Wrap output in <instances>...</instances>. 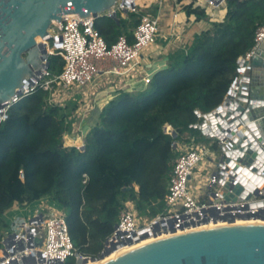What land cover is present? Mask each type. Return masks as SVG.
Wrapping results in <instances>:
<instances>
[{
	"label": "trees",
	"instance_id": "trees-1",
	"mask_svg": "<svg viewBox=\"0 0 264 264\" xmlns=\"http://www.w3.org/2000/svg\"><path fill=\"white\" fill-rule=\"evenodd\" d=\"M222 7L224 16L201 33L183 61L155 74L145 90L122 91L104 106L83 151L66 145L69 115L50 103L43 87L11 106L0 124V244L10 229L5 212L43 197L60 204L76 253L89 258H99L125 203H133L140 218L165 212L178 148L212 140L192 127L196 112L223 104L239 59L264 25V0H226ZM188 14L208 18L206 7ZM143 15H119L118 21L103 15L95 28L108 46L121 36L133 43ZM48 61L51 75H59L64 59L52 55ZM75 262L71 257L66 264Z\"/></svg>",
	"mask_w": 264,
	"mask_h": 264
},
{
	"label": "built area",
	"instance_id": "built-area-1",
	"mask_svg": "<svg viewBox=\"0 0 264 264\" xmlns=\"http://www.w3.org/2000/svg\"><path fill=\"white\" fill-rule=\"evenodd\" d=\"M205 1L208 8L216 9L222 7L226 0ZM138 2L139 0H118L104 15L113 19L119 15L126 17L130 13L140 11ZM95 20L92 17L81 18L77 13H69L63 14L61 21L52 23L50 28L52 31H49L50 39L44 42L49 57L59 55L64 59L62 72L52 76L49 70H42L33 87L25 89L11 104L0 107V124L6 120L11 106L38 86L48 91L51 104L64 108L60 91H66L71 87L93 86L99 80L100 74L133 75L144 60L143 53L165 39L160 32L159 18L144 14L134 30L133 43H129L125 36H121L115 44L108 46L95 28ZM263 40L264 25L255 33L254 47L239 59V75L234 81L236 85H243L244 75L250 70L248 65L245 67V72H241V63L252 60ZM151 79L148 76L144 81L149 84ZM196 114L198 118L192 127L214 140L218 146L228 147V143L216 136L215 131L212 130V136L204 133L205 126H212L219 118H207L209 113L200 111ZM75 146L83 151L85 140H81ZM178 150L180 155L174 160L165 212L154 219L140 218L134 204L125 203L120 210L119 221L97 259H100L105 249L111 248L112 245H120V247L111 255L122 248L131 247L145 240L207 225L224 224L221 218L226 216L235 217L238 214H255L260 211L259 207L245 210L246 203L243 198H239L237 203H224L223 194L230 172L225 162L219 163L221 151L213 150L210 144L196 143L194 140L180 146ZM215 152L218 158L213 156ZM205 162L211 168L208 174L203 175L206 185H202L201 189L194 186L192 190L191 181L197 177L194 171ZM263 189L264 184L259 189L261 196L264 195ZM136 190L138 191L137 186ZM217 200L221 201L218 203ZM261 201L264 202V198L255 197L250 203L257 205ZM237 222L242 221L237 220ZM146 234L148 238L142 240L141 237ZM78 255L64 214L51 207L40 210L30 220L24 217L15 219L0 244V264H25L26 260L32 262L30 264H33V261L35 264H66L71 257L77 260Z\"/></svg>",
	"mask_w": 264,
	"mask_h": 264
},
{
	"label": "water",
	"instance_id": "water-1",
	"mask_svg": "<svg viewBox=\"0 0 264 264\" xmlns=\"http://www.w3.org/2000/svg\"><path fill=\"white\" fill-rule=\"evenodd\" d=\"M117 2L0 0V107L33 87L42 70L49 69L44 41L50 39L54 21H61L62 15L69 13L97 19ZM114 19L119 20L116 16ZM38 38L43 41L38 42ZM248 65L243 85L233 83L223 104L207 115L219 120L206 125L204 133L212 136L213 130L228 143V147L218 149L222 152L219 163L225 162L230 172L224 203H237L243 198L245 210L259 207L260 211L226 216L221 218L224 224L173 233L115 256L110 255L120 245H112L100 259L78 255L77 264H264V202L250 203L255 197L264 198L259 190L264 184V40L252 60L241 63L240 71L245 72ZM147 238V234L141 237ZM30 263L26 260L25 264Z\"/></svg>",
	"mask_w": 264,
	"mask_h": 264
},
{
	"label": "crops",
	"instance_id": "crops-1",
	"mask_svg": "<svg viewBox=\"0 0 264 264\" xmlns=\"http://www.w3.org/2000/svg\"><path fill=\"white\" fill-rule=\"evenodd\" d=\"M139 1L142 5L140 11L159 18L160 32L165 39L143 53L144 60L133 75L100 74L96 84L84 87L86 90L83 92H80L78 87L74 93L68 92L70 88L65 91L64 108L69 115L68 118L72 119L69 122L70 131L66 136V145H77L81 140H85L86 135L98 123L104 106L120 92L143 91L148 87L144 81L146 77H154L159 71L166 69L171 62L183 61L196 47L201 33L209 30L212 22L221 19L225 13L223 7L208 8L205 0ZM199 6L207 8V19L197 20L194 14H188L189 10ZM215 143L214 140L209 142L212 148ZM46 199L50 198L43 197L38 202ZM6 213L11 215V223L15 219L22 218L18 206L6 211L4 218Z\"/></svg>",
	"mask_w": 264,
	"mask_h": 264
},
{
	"label": "rangeland",
	"instance_id": "rangeland-1",
	"mask_svg": "<svg viewBox=\"0 0 264 264\" xmlns=\"http://www.w3.org/2000/svg\"><path fill=\"white\" fill-rule=\"evenodd\" d=\"M138 6H139V8L142 7L140 1L138 2ZM53 48H55V47L53 46ZM78 89H79L80 92H83V91L86 90V88H84V87L83 88H78ZM74 90H76V87L70 88L68 92L74 93L75 92ZM60 95L62 96V98H64L65 91L64 90L60 91ZM77 116H76V118H77ZM70 121H72V119L68 118V122H70ZM213 156L215 158H218L217 152H215V155H213ZM210 171H211V168H210V165L207 162L202 163L200 166H198L195 169L194 172L197 175V177L195 178V180L191 181L192 190H194V186L197 189H201L202 185H206V180H205V178H203V175L204 174H208ZM48 206H50L51 208L55 209L56 211L62 212V207L60 206V204L55 202V201H53V200H51V199H46V200H44L42 202L36 201V202H34V203L30 204V205L18 206V207L21 209L20 216L30 220L31 218H33L35 216V214L37 212H39L40 210H45L46 208H48ZM11 218H12L11 215L9 213H6L5 220L9 224L11 223Z\"/></svg>",
	"mask_w": 264,
	"mask_h": 264
},
{
	"label": "bare ground",
	"instance_id": "bare-ground-1",
	"mask_svg": "<svg viewBox=\"0 0 264 264\" xmlns=\"http://www.w3.org/2000/svg\"><path fill=\"white\" fill-rule=\"evenodd\" d=\"M49 31H52V30L49 29ZM42 41H43L42 39L38 38V42H42ZM250 222H257V221H250ZM239 223H242V222H239ZM165 237H166V236H162V237L155 238V239L145 240V241H143L142 243L135 244V245H133V246H131V247H125V248H122V249H120L119 251H117L116 253H114V254L111 255V256H115V255H118V254H122V253H124V252H126V251H128V250L133 249V248L139 247V246L144 245V244H148V243H150V242H153V241H156V240H159V239L165 238ZM87 264H98V262H92V261H90V262H88Z\"/></svg>",
	"mask_w": 264,
	"mask_h": 264
}]
</instances>
